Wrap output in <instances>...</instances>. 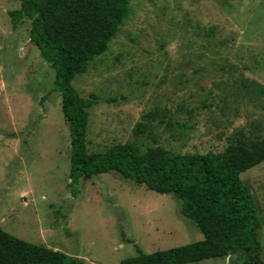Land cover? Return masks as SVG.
I'll use <instances>...</instances> for the list:
<instances>
[{
  "label": "rangeland",
  "instance_id": "374dc122",
  "mask_svg": "<svg viewBox=\"0 0 264 264\" xmlns=\"http://www.w3.org/2000/svg\"><path fill=\"white\" fill-rule=\"evenodd\" d=\"M130 14L72 84L88 108L89 152L133 143L221 153L264 137V0H131ZM20 0H0V228L74 255L120 264L202 240L180 201L119 172L70 185L71 138L56 70L31 40ZM154 113L156 117H150ZM264 263V161L244 171ZM247 253L187 264H244Z\"/></svg>",
  "mask_w": 264,
  "mask_h": 264
},
{
  "label": "trees",
  "instance_id": "16d2710c",
  "mask_svg": "<svg viewBox=\"0 0 264 264\" xmlns=\"http://www.w3.org/2000/svg\"><path fill=\"white\" fill-rule=\"evenodd\" d=\"M131 0H20L10 11L14 28L28 18L31 40L56 70L54 90L62 95V111L71 138L70 185L79 194L81 180L116 171L137 184L180 201L181 213L204 235L189 244L123 259L120 264H187L247 253L244 264L261 262L257 203L241 174L264 161V137L249 145H229L221 153H173L162 146L144 150L133 143L89 152L88 108L106 101L96 94L84 99L72 84L87 64L107 49L130 14ZM150 117L156 114L150 113ZM0 264H87L77 256L20 239L0 228Z\"/></svg>",
  "mask_w": 264,
  "mask_h": 264
}]
</instances>
